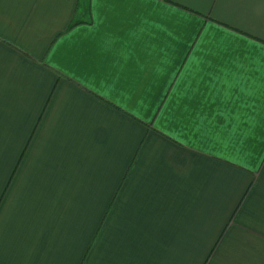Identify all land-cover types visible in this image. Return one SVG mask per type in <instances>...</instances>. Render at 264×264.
<instances>
[{"label": "crops", "instance_id": "0c3cea01", "mask_svg": "<svg viewBox=\"0 0 264 264\" xmlns=\"http://www.w3.org/2000/svg\"><path fill=\"white\" fill-rule=\"evenodd\" d=\"M0 264H264V0H0Z\"/></svg>", "mask_w": 264, "mask_h": 264}]
</instances>
